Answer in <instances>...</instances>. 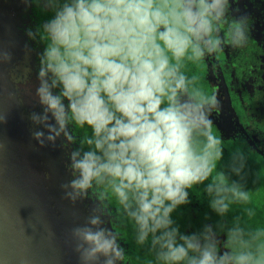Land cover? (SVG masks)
I'll return each mask as SVG.
<instances>
[{
	"label": "clouds",
	"instance_id": "1",
	"mask_svg": "<svg viewBox=\"0 0 264 264\" xmlns=\"http://www.w3.org/2000/svg\"><path fill=\"white\" fill-rule=\"evenodd\" d=\"M43 2L53 17L26 31L46 42L35 90L43 111L28 117L32 138L44 147L70 138V123L90 127L87 150L66 152L71 178L60 188L73 205L94 185L107 189L86 223L71 230L80 264L125 258L117 234L103 226L109 193L134 222L136 243L154 252L155 264H264V226L236 216L230 225L219 221L184 234L172 219L178 206L190 203L188 190L206 181L209 206L219 217L233 205L255 215L247 207L244 152L236 149L217 170L224 152L211 113L221 101L184 71L226 42L244 46L249 16L228 20V0ZM11 60L10 51H0V64Z\"/></svg>",
	"mask_w": 264,
	"mask_h": 264
},
{
	"label": "water",
	"instance_id": "2",
	"mask_svg": "<svg viewBox=\"0 0 264 264\" xmlns=\"http://www.w3.org/2000/svg\"><path fill=\"white\" fill-rule=\"evenodd\" d=\"M6 1L0 0V51H10L12 60L0 64V120L6 119L0 122V264H80L71 230L86 223L95 202L85 198L73 205L63 198L60 185L71 178L66 167L70 144L57 140L41 147L32 138L28 117L43 111L35 97L40 50L26 35L30 0ZM26 54L33 86L30 109L19 103L22 96L11 77ZM218 89L227 115L213 124L224 132L239 123L223 78Z\"/></svg>",
	"mask_w": 264,
	"mask_h": 264
},
{
	"label": "flooded vegetation",
	"instance_id": "3",
	"mask_svg": "<svg viewBox=\"0 0 264 264\" xmlns=\"http://www.w3.org/2000/svg\"><path fill=\"white\" fill-rule=\"evenodd\" d=\"M239 15L249 16L248 39L245 45L234 48L226 42L222 51L206 55L201 60L205 69L204 79L210 88L209 93L217 94L221 101V106L211 113V119L219 121L220 115H227L225 97L218 89L223 78L239 123L238 126L233 123V128L224 132H221L215 124L212 129L221 139V146L227 143H244L248 149L258 154L262 163L260 167L264 169V0H228L227 19L231 20ZM221 30L226 33L227 25L222 24ZM65 104H67L66 100ZM86 127L89 128L87 125ZM69 132L70 138L57 139L59 143L70 144L69 151L80 148L81 137L77 132L76 124H69ZM90 133L92 134L91 129L87 137L91 135ZM82 139H85V142L87 138ZM88 147L86 144L83 150H87ZM262 176L264 193V171ZM102 191L107 192V189L101 186L100 194ZM100 194L97 195V192L91 188L86 199L90 200L89 202H96ZM194 199L197 201V197H193ZM108 201L109 195L105 201L106 214L103 226L117 234L118 242L125 250V258L121 264H149V262L155 264V259L136 258L139 254L135 251V247L126 243L121 237L117 227L118 219ZM190 206L197 208V203H190ZM259 209V226H264V195L259 198ZM219 238L223 242L224 234H220Z\"/></svg>",
	"mask_w": 264,
	"mask_h": 264
},
{
	"label": "trees",
	"instance_id": "4",
	"mask_svg": "<svg viewBox=\"0 0 264 264\" xmlns=\"http://www.w3.org/2000/svg\"><path fill=\"white\" fill-rule=\"evenodd\" d=\"M31 5V14H30V25L31 29L35 31L38 26L43 25L49 19H51L54 15L53 11L47 9L44 6L43 0H40L39 3L35 2V0H30ZM35 47H38L40 50V54L43 52L45 48V41H41L40 39L33 40ZM204 64L202 61L198 63H187L185 65L184 71L189 76H196L197 74V82L198 86L206 90L208 93L210 88L204 79ZM226 71V70H225ZM241 112V110H240ZM77 126V132L81 137V141L79 142V147L85 149L86 143H84L85 139L88 136V131L90 132V127L87 129L85 126ZM213 131V129H212ZM92 132V131H91ZM91 134V133H90ZM91 136V135H90ZM227 143L222 146L224 156L223 160L217 163V170L224 164L227 165L231 159V154L236 150L240 149L244 152L247 157L246 167L244 170L245 183L246 188L250 192L251 204L247 205V207H251L254 209L255 215L252 218L247 217L242 212L241 205H233L228 212V214L221 218L219 217L209 206V198L207 194L204 192V187L207 184H199L194 185L191 189H189V199L190 203H197V208L191 207L190 203L178 206V208L172 213V219L179 225L180 231L184 234H191L194 232L201 231L204 225H215L222 221L225 224L230 225L233 218L236 216H243V220L249 226L256 227L259 226V217L258 212L259 209V198L264 195L262 190V172L264 169L260 167L261 159L257 153L248 149L244 143ZM85 144V145H84ZM215 175V173H213ZM232 179L238 180L239 177L232 176ZM97 195L100 194L101 186H93ZM109 195V203L112 207L113 213L116 215V219H118L117 227L119 228L121 237L125 239V242L131 244L135 247V251L139 254L136 256L138 259H155L154 252L150 249V247L146 244L144 246H140L135 241V225L134 222L131 221L121 210L120 205L116 201L115 197L110 193ZM193 197H197L193 200ZM115 219V220H116ZM220 234H223L221 232ZM226 238V237H225Z\"/></svg>",
	"mask_w": 264,
	"mask_h": 264
},
{
	"label": "rangeland",
	"instance_id": "5",
	"mask_svg": "<svg viewBox=\"0 0 264 264\" xmlns=\"http://www.w3.org/2000/svg\"><path fill=\"white\" fill-rule=\"evenodd\" d=\"M6 3H10V1L7 0ZM29 61L30 55L26 54L23 61L20 64L15 65L11 71V77L16 82V85L22 96L24 106L27 109L28 107L29 109L32 108V104L30 102V98H32L30 95V91L31 89H33V86L31 85L32 73L30 68L28 67Z\"/></svg>",
	"mask_w": 264,
	"mask_h": 264
}]
</instances>
